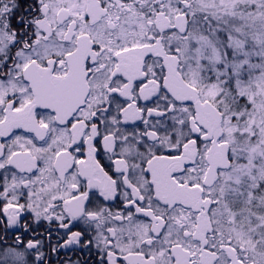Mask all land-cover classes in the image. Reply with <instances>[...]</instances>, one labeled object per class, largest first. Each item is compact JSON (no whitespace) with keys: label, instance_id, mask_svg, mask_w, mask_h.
Segmentation results:
<instances>
[{"label":"snow or ice","instance_id":"6c2138e0","mask_svg":"<svg viewBox=\"0 0 264 264\" xmlns=\"http://www.w3.org/2000/svg\"><path fill=\"white\" fill-rule=\"evenodd\" d=\"M0 264H264V0H0Z\"/></svg>","mask_w":264,"mask_h":264}]
</instances>
